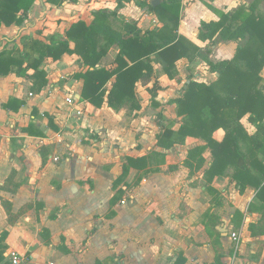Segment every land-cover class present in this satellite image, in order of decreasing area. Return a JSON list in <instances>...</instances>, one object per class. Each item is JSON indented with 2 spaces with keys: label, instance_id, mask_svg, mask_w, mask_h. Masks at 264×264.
I'll return each mask as SVG.
<instances>
[{
  "label": "crops",
  "instance_id": "obj_1",
  "mask_svg": "<svg viewBox=\"0 0 264 264\" xmlns=\"http://www.w3.org/2000/svg\"><path fill=\"white\" fill-rule=\"evenodd\" d=\"M153 1L64 0L56 6L36 0L21 26L0 28V50L8 44L22 48L27 37L47 42L58 33L65 38L73 24L84 21L91 25L98 11L115 13L109 18L115 29L122 28L116 26L120 18L150 31L162 25L147 7L137 3ZM179 1V35L200 48L219 40L215 47L219 52L232 45L236 52L238 42L218 37L212 42L200 41L201 23L218 22L220 13H233L254 0ZM117 53L114 45L110 61ZM183 65H190L188 59L177 63L178 68ZM154 68L157 77L150 85L137 84V95L143 101L131 123L126 109H97L82 100L83 82L73 78L83 71L77 55H65L59 62L46 60L43 69L48 84L41 93L32 92L28 78L0 77V235L8 233L2 262L15 252L22 256L23 264H264V206L256 201L257 192L252 188L240 192L237 183L226 176L209 184L204 170L212 162L210 150L203 154L206 164L201 171L188 168V151L204 142L188 138L184 145L164 150L157 146L161 131L157 123L154 138L148 136L151 130L137 128L144 123L143 102L148 96L159 108L157 122L161 114L159 122L167 125L160 97L170 92L166 81H177L164 75L160 65L154 64ZM156 81L162 87L158 85L160 90L153 98L148 89ZM68 98L73 104L67 103ZM12 99L24 102L18 112L3 107ZM174 114L177 119L175 109ZM112 119L118 121L110 122ZM106 131L109 138L102 139L100 135ZM223 137L222 130L214 134L217 141ZM114 139L121 142L119 149L110 146ZM152 152L165 154L166 163L157 173L130 170L128 184L141 180L129 191L126 236H122L118 225L125 208L120 202L111 203L116 194L113 183L121 177L128 157ZM179 179H183L180 184ZM233 233L239 235L238 243L232 240ZM233 244L238 248L235 256Z\"/></svg>",
  "mask_w": 264,
  "mask_h": 264
},
{
  "label": "trees",
  "instance_id": "obj_2",
  "mask_svg": "<svg viewBox=\"0 0 264 264\" xmlns=\"http://www.w3.org/2000/svg\"><path fill=\"white\" fill-rule=\"evenodd\" d=\"M35 1L0 0V28L21 26ZM63 1L48 0V3L60 6ZM137 5L147 7L162 26L144 32L134 23L123 22L118 30L109 22L115 13L94 12L95 20L91 25L79 21L66 31L65 38L52 36L46 42L27 37L22 41V48H11L9 44L2 48L0 77L14 74L28 78L32 81V92L41 93L48 84L47 71L43 69L46 60L59 62L65 55H77L83 71L73 78L83 82V101L97 109L107 106L116 112L140 111L137 84L148 86L157 77L154 64L160 65L162 73L174 80L178 75L177 63L182 59L194 61L201 48L178 33L179 0H167L157 6L143 2ZM216 37L224 42H238L233 59L208 62L210 70L217 74L211 84L189 77L180 97L171 101L177 119L168 125L160 124L157 146L170 150L184 145L188 138L204 142V146L188 151L185 165L201 171L206 164L203 154L210 150L212 162L204 170L206 181L210 184L216 177H230L240 192L254 189L256 201L264 206V78L261 75L264 70V0H254L233 13H220L218 22L201 23L200 41L212 42ZM114 45L118 53L110 61L109 53ZM30 71L33 73L29 74ZM159 90L156 82L148 89L153 98ZM23 105V101L12 99L3 107L18 112ZM245 118L254 126L252 133L242 124ZM158 119H163L161 114ZM51 126L57 130L53 124ZM219 130L224 132L221 141L214 138ZM165 159L166 155L159 152L140 158L128 157L121 177L113 183L116 194L111 203L114 205L124 195L121 186L126 185L131 169L157 173L158 167L166 163ZM7 235V232L0 235V263L4 259Z\"/></svg>",
  "mask_w": 264,
  "mask_h": 264
},
{
  "label": "rangeland",
  "instance_id": "obj_3",
  "mask_svg": "<svg viewBox=\"0 0 264 264\" xmlns=\"http://www.w3.org/2000/svg\"><path fill=\"white\" fill-rule=\"evenodd\" d=\"M117 21V22H116ZM116 26L118 28L121 27L122 23L124 21H122L120 18L116 19ZM56 37H60L61 34L57 35H53ZM219 40H216L214 43H210L206 46H204L203 48L201 47V51L199 52V54L197 55V60L195 59L194 61H189L190 65H183V67L178 68V75L175 78L177 82H171V81H166L165 84H167V87L169 88V93H164L163 95H161L160 100H162V108L160 110H162L164 112V123L165 124H171L172 122H175V114H174V109L175 106L172 105L171 101L172 99L177 96V93L181 91L182 93V88L187 84V82L189 81V77L193 78V81H195L194 79L196 78V75L199 74V76L196 78V81H199L200 83L204 82L205 84H211L213 82H215L216 80V75L215 73H213L208 67V62H212V63H216L219 62L225 58H231L232 54L234 55L235 52V45H232L230 48H226L224 47L223 52L226 51V53L223 52H219L216 45L219 43ZM238 46V45H237ZM235 47V48H234ZM200 48V47H199ZM161 67V66H160ZM159 71V70H158ZM211 75H208V74ZM262 77L264 78V70L261 73ZM174 79V80H175ZM187 81V82H186ZM162 82L161 81H156V85L161 86ZM162 87V86H161ZM140 89V88H139ZM181 95V94H180ZM179 95V97H180ZM143 99V98H142ZM141 99V101H143ZM154 99H150L149 96L144 99V109L142 111V121L144 123H140L139 126L137 127L139 130H151L152 133H149L148 136L149 138H154V132L158 131V127H160V123L157 122V109L154 107ZM142 103V104H143ZM127 110V109H126ZM130 116L129 120H127V122L131 123L133 120L131 113H128ZM140 114L137 115V117H139ZM139 119V118H138ZM118 121V119H115ZM115 120H111L110 122H113ZM140 121V122H142ZM106 122V121H105ZM155 123H157L158 127H155ZM242 124L244 125V127L246 128V130L249 133L253 132V128L254 126H252L247 118L243 119ZM140 133H143V131H139ZM102 139L105 138H109V133L106 131L104 134L100 135ZM114 144L110 143V146H112L113 149H119V146L121 145L120 141H117V139H114ZM174 155H177L179 153H172ZM183 181V179H179V184ZM139 181L136 179L134 183L132 184H128L126 182L125 186H121L124 190L125 193L122 196L121 200H119L118 202H120L121 206H123V208H125V210L122 213V216L120 217V221H119V225H118V232L119 234H121L122 236H126V216H124L125 212L127 211V206L130 203L131 199H130V195L132 193H130L134 187L139 186ZM179 187V186H178ZM130 191V192H129ZM130 193V194H128ZM127 194V195H126ZM113 228V227H112ZM110 238V237H109ZM111 239V238H110ZM112 240V239H111ZM232 251L231 253L233 254L232 256H235L237 254V246L233 244V246L231 247Z\"/></svg>",
  "mask_w": 264,
  "mask_h": 264
},
{
  "label": "built area",
  "instance_id": "obj_4",
  "mask_svg": "<svg viewBox=\"0 0 264 264\" xmlns=\"http://www.w3.org/2000/svg\"><path fill=\"white\" fill-rule=\"evenodd\" d=\"M67 103L70 105V104H73V100L71 98H68L67 99ZM231 238L234 242L238 243L239 241V235L237 233H233L231 234ZM0 264H23V259H22V256L19 255L18 253H11L9 256H8V260L0 263Z\"/></svg>",
  "mask_w": 264,
  "mask_h": 264
},
{
  "label": "water",
  "instance_id": "obj_5",
  "mask_svg": "<svg viewBox=\"0 0 264 264\" xmlns=\"http://www.w3.org/2000/svg\"><path fill=\"white\" fill-rule=\"evenodd\" d=\"M159 2H160V0H154V1L152 2V4H153V6H157V5L159 4Z\"/></svg>",
  "mask_w": 264,
  "mask_h": 264
}]
</instances>
